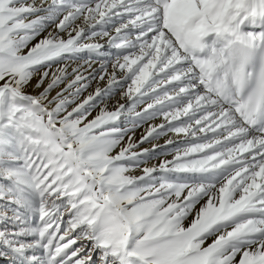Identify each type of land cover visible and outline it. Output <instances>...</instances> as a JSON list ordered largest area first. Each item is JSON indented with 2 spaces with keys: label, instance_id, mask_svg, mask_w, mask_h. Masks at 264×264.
Listing matches in <instances>:
<instances>
[{
  "label": "snow or ice",
  "instance_id": "6c2138e0",
  "mask_svg": "<svg viewBox=\"0 0 264 264\" xmlns=\"http://www.w3.org/2000/svg\"><path fill=\"white\" fill-rule=\"evenodd\" d=\"M54 6L52 30L25 51ZM114 12L116 0H0V264H264V120L240 149L251 166L233 175L223 160L211 169L193 161L196 147L171 138L186 135L181 120L129 67L127 26L93 30ZM251 20L259 84L264 10ZM83 50L101 57L98 66L37 67ZM162 136L163 146L153 142ZM169 145H178L164 153L171 159L147 162ZM33 213L35 228H21Z\"/></svg>",
  "mask_w": 264,
  "mask_h": 264
},
{
  "label": "bare ground",
  "instance_id": "6f19581e",
  "mask_svg": "<svg viewBox=\"0 0 264 264\" xmlns=\"http://www.w3.org/2000/svg\"><path fill=\"white\" fill-rule=\"evenodd\" d=\"M39 2L40 0H35V3ZM80 2L82 3V0H65L66 4ZM94 2L95 0H89V4ZM116 3L117 12L111 14L112 18H108L102 26H94L93 30L109 29L115 24L127 26L120 35L129 56V67L136 70L141 81L150 85L146 91H155L159 94L158 100L167 107L170 116H178L186 129V135L171 138L182 141L180 145L182 149L186 146H195L196 152L190 153L189 156L193 161L207 160L206 169H211L213 165L220 166L221 160L225 162L222 167L229 168L233 175L245 162L251 166V153L241 152L240 149L250 147L249 139L255 143V138L261 135V131H253L233 108L228 107L213 92L203 87L201 83L203 77L198 65L192 63L188 52L179 43V38L184 35L192 44L210 30L230 26L234 28L238 23V17L240 19L253 17L258 9L264 10V0H169L166 5L159 0H116ZM166 7H169V16L172 17L171 28L175 29L174 34L165 27ZM197 10L203 12V19L198 17ZM59 14L60 9L57 6L47 10V15L42 20L40 34L28 42L25 51L52 30L51 26ZM246 31L243 33L246 34ZM116 51L112 49L113 55ZM65 56L52 59L50 64L55 67L65 61H71L75 66L84 61H92L93 67H96L101 59L88 50ZM31 83H35V77ZM32 90L31 88L29 92ZM160 122L157 120L154 123ZM143 131L144 128L135 130L137 140ZM167 138L162 136L153 142L163 146ZM177 146L169 145L155 153L149 152L145 159L150 165H158L165 158L171 159V155L165 156L164 153ZM144 147L151 148V145L146 143ZM136 174H140L139 171ZM193 175L198 181L206 183H216L220 178L218 173H173L170 174V178L187 180ZM37 218L33 213L31 223L29 222L32 228H35ZM190 222L189 217L186 223Z\"/></svg>",
  "mask_w": 264,
  "mask_h": 264
},
{
  "label": "rangeland",
  "instance_id": "374dc122",
  "mask_svg": "<svg viewBox=\"0 0 264 264\" xmlns=\"http://www.w3.org/2000/svg\"><path fill=\"white\" fill-rule=\"evenodd\" d=\"M83 1H84V2H83ZM82 3H87V4H89V0H82ZM82 3L80 2V4H82ZM65 55H66L65 53H62L60 56H57V57H58V58H61V57H62V58H65V57H66ZM67 55H68V54H67ZM54 58H56V57H53L52 59H54ZM49 63H51V61H49V62H47V63H45V64H42V65H39L38 67H39L40 69H44L45 67H47V65H48ZM30 89H31V88L29 87V88H28V91H29ZM21 211H23V209H22ZM25 216H27V213H25ZM31 220H32V215H31L30 220L25 219V222H24L23 224L20 225L21 228H26ZM30 223H31V222H30Z\"/></svg>",
  "mask_w": 264,
  "mask_h": 264
},
{
  "label": "built area",
  "instance_id": "2783aa9c",
  "mask_svg": "<svg viewBox=\"0 0 264 264\" xmlns=\"http://www.w3.org/2000/svg\"><path fill=\"white\" fill-rule=\"evenodd\" d=\"M7 258H9V257H7Z\"/></svg>",
  "mask_w": 264,
  "mask_h": 264
}]
</instances>
